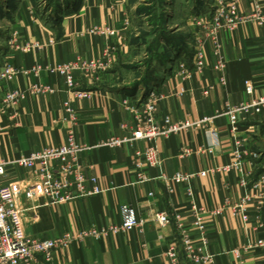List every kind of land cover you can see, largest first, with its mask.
<instances>
[{"label":"crops","instance_id":"1","mask_svg":"<svg viewBox=\"0 0 264 264\" xmlns=\"http://www.w3.org/2000/svg\"><path fill=\"white\" fill-rule=\"evenodd\" d=\"M255 3L264 12V0H237L238 11L248 14ZM127 19L126 0H79L75 10L55 24L36 19L30 0H19L8 12L0 25V71L7 62L22 71L34 67L40 71L39 76L17 73L8 83L0 82V99L8 89L24 91L33 83L48 85L54 93L27 94L14 107L17 115L13 119L0 113V160L8 162L44 147L65 143L71 126L63 107L66 102L75 110L73 131L78 143L91 146L108 137L128 133L120 126L132 127L134 122L121 102L127 99L130 105L138 106L145 99V89L139 88L136 95L127 96L122 92L123 83L105 84L109 67L102 72L101 84L88 85L75 73L76 88L71 91L60 75L46 70L76 57L98 58L113 45L116 46V53L112 55L114 63L129 49L124 24ZM95 27H110L115 34H93L90 30ZM12 33L19 45L38 44L40 48L10 52L7 41ZM192 33L202 37L197 28L189 35ZM202 38L203 65L199 70L193 68L191 58L187 64L183 59L184 72L178 71L174 63L159 69L152 85L164 97L156 102V115L188 122L219 115L205 127L157 138L153 144L161 162L157 167L143 166L147 181L137 183L134 168L132 151L141 150L146 144L140 141L134 146L92 148L79 154L82 171L86 177L98 178L104 189L101 194L56 205L47 204L40 194L26 199L22 192L17 197L26 237L53 239L94 227L120 226L119 208L126 204L134 207L139 220H144L141 233L137 230L110 232L101 238L72 242L64 249L53 251L50 264H170L166 250L173 243L179 244L181 232L190 236L195 247L199 244L193 206L206 212H219L204 216L203 234L208 238L215 264H264V248L241 250L264 235V205L259 211L249 205L246 223L232 209L252 183L264 176V110L238 118L234 130L222 114L228 106L264 95V29L252 21L240 24L233 32H220L218 55L213 41ZM188 44L190 54L189 47L193 44L189 41ZM220 60L224 67L219 70ZM221 78L224 84H220ZM246 82L253 86L251 95L245 92ZM206 88L208 93L204 95ZM75 90L91 93L90 97L77 98ZM239 144V148L248 152L241 166L243 171L250 172L246 177L247 187L240 184L243 172L222 170L233 162V150ZM184 149L190 151V156H180ZM176 173L185 175L186 179L172 181ZM30 176L28 169L10 166L1 181L21 189ZM226 199L230 201L227 205ZM159 212L168 214L170 224L158 226L154 222L152 218ZM235 250L241 251L239 258L234 255ZM182 264H188L183 255Z\"/></svg>","mask_w":264,"mask_h":264},{"label":"built area","instance_id":"2","mask_svg":"<svg viewBox=\"0 0 264 264\" xmlns=\"http://www.w3.org/2000/svg\"><path fill=\"white\" fill-rule=\"evenodd\" d=\"M213 11L208 15H202L198 20L202 37L209 38L214 43L215 54L218 55L217 36L220 32H233L240 24L255 21L258 26L264 29V12L260 4L255 6L248 14L238 11L237 0H213ZM128 26L127 21L124 22ZM93 34L113 36L115 32L110 27L93 28L90 30ZM199 35L194 37L191 49V60L193 68L199 70L203 65V38ZM8 49L13 52L29 50L30 48H40V45L16 43V35L12 33L8 41ZM116 53V46H110L98 58H81L76 57L73 61L56 65V67H48L46 70L50 74L60 75L64 79L67 89L73 91L76 88L75 73L85 80L88 85L97 84L100 81V75L105 72L112 63V55ZM175 66L178 71L184 72L185 66L183 62H176ZM224 67V62L220 60L217 68L220 70ZM39 67H34L30 71L20 70L10 63H5L0 71V82L8 83L17 73H32L39 76ZM220 84H224V80L220 79ZM245 92L251 95L253 86L245 83ZM4 95L0 99V113L13 119L15 114L14 107L27 94L41 95L46 93H54L53 89L48 85L31 84L24 91L18 89H8L3 92ZM77 98H89L91 93L75 90ZM208 93L206 88L204 95ZM163 94L158 92L153 85L148 87L145 93V99L138 106L129 105L127 99L121 102L132 115L133 126L126 127L121 125V130H127L124 136H111L106 140H101L93 145H85L78 143L74 139V125L76 120L75 110L64 103L65 113L70 128L66 132V142L59 146H47L40 151H35L20 156L17 159L8 162L0 160V264H50L52 252L66 248L72 242H81L88 238H101L110 232H126L137 230L142 232L144 220H139L134 207L130 204L122 205L119 208L121 225H110L106 228H90L87 230H79L76 234L64 233L53 239H38L26 237L24 233V225L21 221L19 207L16 205V199L20 193H24L25 198H31L34 194H40L45 197L47 204L56 205L68 200H76V198L90 197L101 194L104 189L99 185L98 178L95 176L86 177L82 171L81 165L78 163L79 154L92 148L100 147H124L134 146L135 143L144 141L146 144L143 148H134L132 155L134 157V168L137 177V183L148 180L143 166L157 167L160 164V154L154 146L157 138H168L173 134H178L189 128H202L206 124H210L212 119L217 117H205L199 121H171L167 116L157 117L156 102L163 99ZM264 110V95H257L254 98L238 103L235 106H228L222 114L229 119V126L234 130L238 123V118L254 116L260 114ZM221 114V115H222ZM240 147V144L238 148ZM236 148L233 150V162L223 166L224 171L240 170L244 173V177L240 180L242 186L247 187L246 177L250 176V172L243 171L241 166L247 157L245 149ZM180 156H190V151L184 149L180 152ZM256 154L253 155L255 158ZM10 166H18L30 171V178L27 184L21 189L12 184L4 183L1 178L4 176L6 169ZM186 176L176 173L172 181H184ZM226 205L230 203L225 200ZM252 205L256 210H260L264 205V176L253 182L250 190L246 192L239 202L232 205L234 214L240 218L243 223L248 221L247 208ZM218 211L206 212L201 208H192L193 224L200 235L198 246H194L190 236L184 232L180 233L179 244H171L166 250V257L170 264H182V255L188 264H215V256L209 251L208 238L204 232V216L216 215ZM159 226L170 224L171 219L166 212H159L152 218ZM264 248V235L258 239L242 247L241 250L249 251ZM234 255L239 258L240 250H235ZM41 258L39 260L38 258Z\"/></svg>","mask_w":264,"mask_h":264},{"label":"rangeland","instance_id":"3","mask_svg":"<svg viewBox=\"0 0 264 264\" xmlns=\"http://www.w3.org/2000/svg\"><path fill=\"white\" fill-rule=\"evenodd\" d=\"M6 1L10 5L15 6L19 2V0H0V3L6 4ZM45 1L30 0L32 13H38L43 9ZM126 4L128 7L126 40L129 49L125 55L118 57L111 64L110 75L107 76L109 79L104 82L107 85H121L123 83V86L126 85L128 87L132 83L143 80L149 73L154 72L157 77L159 69L169 63H174L175 65L176 62L184 61L185 57H182L181 59L168 62L164 65H159L156 62H151L148 65L147 61L153 57L151 56L153 53L148 50L154 48L155 38L159 32H165L175 42L178 41L180 43L184 40L188 48V41L192 45L194 37L197 35L196 33L189 35V32L192 29L195 31L196 28L200 31L198 24L199 18L202 15L211 13L214 7L213 0H126ZM0 14L2 16L4 14L5 17L8 13L3 11ZM2 20L3 18L0 17V25ZM165 48L166 44L161 43L160 49L158 50H165ZM189 48L191 50L192 46ZM153 50L157 51V48ZM106 70L108 71V69ZM101 76L102 73L100 75V81L97 84L103 83ZM139 88L144 89L142 86H139Z\"/></svg>","mask_w":264,"mask_h":264},{"label":"trees","instance_id":"4","mask_svg":"<svg viewBox=\"0 0 264 264\" xmlns=\"http://www.w3.org/2000/svg\"><path fill=\"white\" fill-rule=\"evenodd\" d=\"M5 3L6 4L0 3V13L3 11L8 13L15 8V5H10L7 1ZM78 3L79 0H46L44 8L38 13L35 12L33 15L36 19H41L45 22H51L55 24L56 22L60 21L64 15L75 10V7L78 5ZM0 17L4 18V14L3 16L0 14ZM161 43L166 44V48L165 50L159 51L158 49H160ZM154 44L155 45L153 49L157 48V51H154L153 49L148 50L149 52L153 53V55H151L153 57L147 61L148 65L149 63L151 64V62L164 65L168 62L181 59L182 57H185L186 64L190 61L191 53H188L187 44L184 42V40L180 43L178 41L175 42V40L165 32H159L155 38ZM155 79L156 74L154 72L151 74L149 73L143 80H139L137 83H132L128 87L124 85L122 92L124 91V94L127 96H134L136 95L139 86H142L145 90H148L147 88L155 81Z\"/></svg>","mask_w":264,"mask_h":264}]
</instances>
